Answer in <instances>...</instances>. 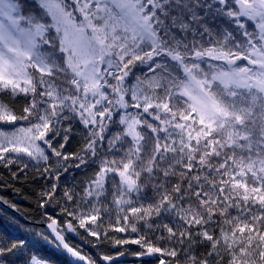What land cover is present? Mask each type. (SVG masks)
<instances>
[{"label": "snow or ice", "instance_id": "snow-or-ice-1", "mask_svg": "<svg viewBox=\"0 0 264 264\" xmlns=\"http://www.w3.org/2000/svg\"><path fill=\"white\" fill-rule=\"evenodd\" d=\"M74 121L86 134L66 153ZM0 125V166L15 180L31 163L51 185L38 206L68 218L45 212L35 232L66 264H97L78 229L139 246L142 264H264V0H0ZM89 166L61 206V176ZM113 206L115 232L134 236L102 229ZM6 254L56 264L36 240Z\"/></svg>", "mask_w": 264, "mask_h": 264}, {"label": "trees", "instance_id": "trees-1", "mask_svg": "<svg viewBox=\"0 0 264 264\" xmlns=\"http://www.w3.org/2000/svg\"><path fill=\"white\" fill-rule=\"evenodd\" d=\"M23 98H18L16 101V111L19 114L22 112ZM83 126L78 122L72 123V131L68 133L69 141L67 142L64 151L66 153H75L83 146V137L85 135ZM62 142V137H61ZM59 147V144H56ZM51 156V153L49 152ZM27 160V158H24ZM55 160V157H52ZM75 163V161H72ZM95 168L92 166L75 168L72 167L69 171L63 174L59 180V191L57 193V199L60 200L61 206L68 207L69 209L75 206L74 202H66L63 198V193L66 189H74L76 192L82 194L84 190L83 182L87 180L94 172ZM11 171H18L16 166H12ZM43 168L40 169V172ZM40 173L35 170L32 164H29V168L26 173L19 174L17 179H12L11 172L0 166V198L8 201V203L0 202V247H9L13 242H16V238L27 239L30 243L34 240L37 241L38 247L45 257H51L56 264H66L67 259L62 254L57 253L54 249L44 244L42 240H38L35 236V232L44 230L42 223L46 224L45 212L51 214L54 218L58 219V222L63 225L65 220L68 219L61 212L60 207L50 205L47 209H41L38 206L37 194L44 188L50 190L51 185L44 179L39 178ZM175 183V181H173ZM112 199L111 195L108 196V202ZM11 205H15L13 208ZM102 206V205H99ZM117 210L113 206L111 212V222L113 227H108V216L103 217L102 229H107L108 234L111 237L128 238L130 235L135 234L129 233H117L114 230L117 219ZM124 213L120 214L121 220ZM154 223H167V220L160 218L159 221ZM142 225V222H141ZM122 226V225H121ZM212 227V226H210ZM78 228V225H77ZM80 235L71 237V242L74 245H79L82 254L91 256L97 264H101V254L115 255L117 252H126L125 259L116 262V264H142L140 261H133V253L141 251L137 245H126L119 247H111L107 242L100 244L99 247L93 245L98 243L95 237H89L87 232L83 229H78ZM31 233V234H30ZM160 233L157 232L156 235ZM218 235V230L217 233ZM164 236H167L166 231L163 232ZM155 239V236L152 237ZM164 246L171 247V245L165 244ZM178 247V245H177ZM205 251L204 248L197 249V255H200ZM163 258V257H161ZM8 261H12L15 258L10 254H6L3 258ZM171 260V264H177V261L172 258H166ZM157 259L143 260V264H157ZM15 264H21L20 259H15ZM180 264H184L183 254H181ZM227 264V261H225Z\"/></svg>", "mask_w": 264, "mask_h": 264}, {"label": "water", "instance_id": "water-1", "mask_svg": "<svg viewBox=\"0 0 264 264\" xmlns=\"http://www.w3.org/2000/svg\"><path fill=\"white\" fill-rule=\"evenodd\" d=\"M40 226H42L43 229L46 230V228H47V223H46V224H41ZM63 257H65V258L67 259V256L63 255ZM123 259H125V256H124V257H120V258H118L117 261H121V260H123ZM147 259H152V260H154L155 258H145V260H147ZM134 260H135V261H140V260L137 259L136 257L133 258V261H134ZM100 262H101V264H105V262H102L101 260H100Z\"/></svg>", "mask_w": 264, "mask_h": 264}, {"label": "rangeland", "instance_id": "rangeland-1", "mask_svg": "<svg viewBox=\"0 0 264 264\" xmlns=\"http://www.w3.org/2000/svg\"><path fill=\"white\" fill-rule=\"evenodd\" d=\"M0 127H3V128H11L12 126L11 125H0Z\"/></svg>", "mask_w": 264, "mask_h": 264}]
</instances>
